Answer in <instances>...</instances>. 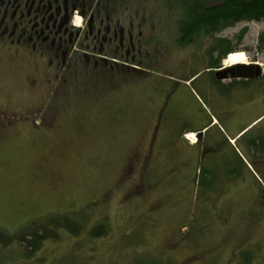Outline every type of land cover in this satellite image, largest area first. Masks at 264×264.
Segmentation results:
<instances>
[{
	"label": "rangeland",
	"instance_id": "374dc122",
	"mask_svg": "<svg viewBox=\"0 0 264 264\" xmlns=\"http://www.w3.org/2000/svg\"><path fill=\"white\" fill-rule=\"evenodd\" d=\"M98 2L94 30L101 25L106 33L108 27L112 37L102 50L110 51L106 64L75 60L59 69L51 52L40 55L36 47L37 53L11 57L0 46V123L12 128L0 140V232L14 236L58 220L54 216L83 225L76 236L56 231L58 238L45 240L28 258L17 243L0 246V264H242L248 257L250 264H264V174L248 180L231 153L233 164L220 167L204 152L196 173L190 158L179 166L171 162L169 173L156 163L158 148L151 139V92L158 78L175 81L194 106L202 109L197 100L215 116L229 107L224 100L230 95L231 104L264 97V40H259L264 21L239 23L214 35L261 69L263 78L242 89L243 84L222 83L229 74L212 68L219 54L209 53L212 38L198 46L177 43L183 16L174 3ZM120 31L123 45L113 38ZM94 40L95 33L85 42L97 52L101 44ZM227 57L224 67L230 65ZM175 105L166 109L162 128H179L170 119V112L182 111ZM231 109L237 112L239 106ZM258 131L264 132V121L244 139L263 134ZM177 145L173 139L159 150L168 160L170 155L173 162L183 160ZM178 171L183 177L176 181L172 175ZM98 224L106 226V235L90 237Z\"/></svg>",
	"mask_w": 264,
	"mask_h": 264
},
{
	"label": "flooded vegetation",
	"instance_id": "af4514ba",
	"mask_svg": "<svg viewBox=\"0 0 264 264\" xmlns=\"http://www.w3.org/2000/svg\"><path fill=\"white\" fill-rule=\"evenodd\" d=\"M94 4L99 8L100 3L98 0H0V46L11 57L20 54L21 51L37 53L36 47L40 51L42 50L41 53L38 52L40 55H43V52L49 54L51 52L54 58L58 59L57 66L59 69L62 66L65 69L67 63L74 64L75 60L77 63H84L85 66H90L93 62L97 65V59L106 64L110 51L103 53L102 50L107 48V44L111 42L112 37L108 35V27L106 33H102L100 23H96V26L100 25L99 29L94 30L93 23L98 20L95 19L93 14ZM75 14L77 16H74ZM76 18L80 20L81 24L84 22L85 26L87 25V31H84L80 23L75 27L74 20H77ZM93 33H95L94 41L101 44L97 52L95 45H91L88 41L85 42ZM119 33L121 35L118 37V34L114 32L113 38L118 40L119 45H123L125 40L123 31ZM178 33L180 37V32ZM130 36L128 35L129 39L133 37ZM107 37L108 40L106 41ZM177 43H179V38ZM116 53L118 54L119 50ZM66 58L69 61H66ZM222 61L217 64L219 66L217 69L220 71V75L226 76L229 74V68L232 65L224 67ZM18 64L24 66L20 61ZM120 64L124 68L129 67L128 64ZM255 72L252 69L248 70L249 75H255ZM262 76L261 73L260 77L243 80V87L253 85V83L261 80ZM162 83H166L167 86L164 87ZM153 84L151 102L155 105L153 106L155 109V113H153V118H155L153 130L155 132L162 128L163 117L165 119L167 116L166 109L172 107L173 103L178 104L177 108L182 109L178 112L179 116L182 114L192 116L190 119L177 116L176 120L172 122L173 127L178 125L179 128L188 130L194 127L187 126V124L198 123V120L203 121V110L190 102L181 85L176 84L175 81L160 78L153 81ZM170 114L176 116V111L174 110ZM182 125L184 127H180ZM11 130L10 125L0 123V140ZM251 159L254 163L264 164V132L262 135H257L251 142Z\"/></svg>",
	"mask_w": 264,
	"mask_h": 264
},
{
	"label": "trees",
	"instance_id": "16d2710c",
	"mask_svg": "<svg viewBox=\"0 0 264 264\" xmlns=\"http://www.w3.org/2000/svg\"><path fill=\"white\" fill-rule=\"evenodd\" d=\"M181 11L183 18L178 21L180 32L179 44L183 47L198 46V41L203 38H212L213 46L209 50L210 55L219 51L216 59H212L211 66L219 68L217 64L229 54L234 53V48L228 40L216 39L214 35L239 23L264 21V0H165ZM263 44L264 35L260 37ZM225 47L224 51L222 48ZM264 49V45L262 47ZM237 82H232L235 86ZM238 84H244L242 81ZM43 224L31 225L25 232L10 236L0 232V246L3 249L11 247L13 243L24 248V256L28 258L39 250L47 239H56L58 230H65L76 236L82 228V220L70 217L54 216ZM107 233L104 224L96 225L90 233V237H102ZM252 257L242 260V264H250Z\"/></svg>",
	"mask_w": 264,
	"mask_h": 264
},
{
	"label": "crops",
	"instance_id": "0c3cea01",
	"mask_svg": "<svg viewBox=\"0 0 264 264\" xmlns=\"http://www.w3.org/2000/svg\"><path fill=\"white\" fill-rule=\"evenodd\" d=\"M221 82L231 83L232 81H230V79H221ZM236 86L242 85L237 84ZM184 87L187 89L186 86ZM241 88L244 89V87ZM261 95L258 97L254 96L243 102L232 104L230 103V95L224 100L226 104H229V107L225 106L222 108L220 112L217 113V116L212 114V112L206 108L203 109L197 100L194 99L203 110V121L199 120L196 127L188 130H183L181 128H160L157 132L153 130V138L151 136V139L158 148L155 156V158L158 159V162L156 163L164 165L167 172L172 173L174 168L169 166L171 162L172 166H179L182 161H186L190 158L194 160L195 167L193 168V173H196L195 170L198 167V158L202 152H204V157L206 153H210L213 160L212 163H210L221 165L220 167L226 162H231L233 164L232 159L230 158L231 155H229L231 153L233 158H237L239 162L244 165L246 175H243L248 180L252 179L253 181H256L259 177V173L264 174V164L254 163L251 159L250 144L257 136V133L254 135L253 139L247 140L244 138L264 121V97ZM233 105H238L239 111H232L231 107ZM178 117L184 119L192 118L191 115L183 114L180 116L178 115ZM171 118L176 120L177 115H170V119ZM192 136H195L197 141L194 142L193 140V143H189L187 138ZM173 139H176L177 141L178 152H181L182 150L184 152L183 156L182 154H178V156H182L183 160L173 162L170 154L168 160V158L166 159L164 156V149L159 150L165 143L170 142ZM219 145L221 148H217ZM172 176H174L176 181L181 180L183 177L182 172L180 171Z\"/></svg>",
	"mask_w": 264,
	"mask_h": 264
},
{
	"label": "water",
	"instance_id": "95a60500",
	"mask_svg": "<svg viewBox=\"0 0 264 264\" xmlns=\"http://www.w3.org/2000/svg\"><path fill=\"white\" fill-rule=\"evenodd\" d=\"M254 70L255 75H249L248 70ZM229 78L230 79H235V80H247V79H253L256 77L261 76V69L259 66L255 63H252L250 65L246 64H237L234 65L233 67L229 68Z\"/></svg>",
	"mask_w": 264,
	"mask_h": 264
},
{
	"label": "bare ground",
	"instance_id": "6f19581e",
	"mask_svg": "<svg viewBox=\"0 0 264 264\" xmlns=\"http://www.w3.org/2000/svg\"><path fill=\"white\" fill-rule=\"evenodd\" d=\"M79 21H80L79 19L76 20L77 25H79L80 23ZM246 63H247L246 56L242 52H234L229 54L228 58L225 61V64H230V65L246 64ZM189 138L194 140L193 136Z\"/></svg>",
	"mask_w": 264,
	"mask_h": 264
}]
</instances>
